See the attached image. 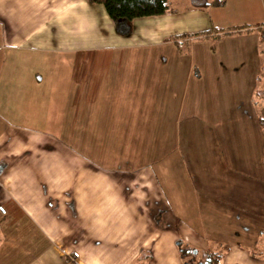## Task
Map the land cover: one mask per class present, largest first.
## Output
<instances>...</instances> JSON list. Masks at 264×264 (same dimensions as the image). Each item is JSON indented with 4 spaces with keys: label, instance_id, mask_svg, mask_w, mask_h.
Returning <instances> with one entry per match:
<instances>
[{
    "label": "crops",
    "instance_id": "1",
    "mask_svg": "<svg viewBox=\"0 0 264 264\" xmlns=\"http://www.w3.org/2000/svg\"><path fill=\"white\" fill-rule=\"evenodd\" d=\"M219 1L191 0L177 13L168 0L167 13L134 19L130 34L120 36L103 6L86 0H0V78L23 63L22 52L64 58L60 148H52L57 160L38 145L31 155L32 176L39 181L30 186L33 207L25 206L33 215L50 222L52 211L64 218L69 209L82 223L97 217L100 226L106 217L118 226L129 217L134 226L140 202L144 211L139 214L148 219L159 213L179 218L180 225L187 222L181 218L192 220L188 232L196 233L210 258L218 256L213 264H264V130L259 124L264 116L248 99L229 115L221 91L232 84V76L242 84L264 83V0L256 13L249 0H224L212 15ZM234 1L237 10H232ZM229 23L250 27L242 36L226 37L223 28ZM190 33L201 38H179ZM9 89L0 84V94ZM36 99L31 96L30 121H37ZM8 100L0 99V122L13 117ZM177 120L182 145L174 141ZM19 129L28 128L9 122L0 137L13 141ZM29 130L32 143L35 137H51L32 126ZM156 146L159 156L152 155ZM7 175L0 174L3 180ZM85 226L98 241L69 244L65 233L61 242L49 240L65 257L41 251L29 257V264L141 262V244L124 235L103 241L99 230ZM76 231L81 229L75 226ZM155 262L183 263L176 256Z\"/></svg>",
    "mask_w": 264,
    "mask_h": 264
},
{
    "label": "rangeland",
    "instance_id": "2",
    "mask_svg": "<svg viewBox=\"0 0 264 264\" xmlns=\"http://www.w3.org/2000/svg\"><path fill=\"white\" fill-rule=\"evenodd\" d=\"M249 1L250 6H252V11L256 13L258 9L256 7L260 0ZM191 4V0H171V9H173L174 12L181 13L184 11L185 7H189ZM221 6L218 5L213 7L214 9L210 12L213 13L214 10L217 12V8ZM232 7V10L238 9L237 1L233 2ZM229 25L230 26L223 28L222 34L226 35V37L242 36L243 33L248 32V27H250L247 24L237 25L229 23ZM187 35H190V39L187 37L186 41H198L197 39L201 38V36L195 37L192 33L185 34V36ZM235 42L236 41L233 43ZM181 48L185 49L186 46H182ZM182 51H187V48ZM20 54L23 63L21 65L19 64L20 66L18 65L17 69L8 70L0 78V84H4L10 88L6 91V94H0V99L2 102H5V99L9 97L8 101H11L10 106L13 108V113L10 112L13 117H3L6 121L4 119L1 120L0 130L9 122L16 124L21 123L23 127L28 128L27 130L19 129L20 134L13 138V141L12 138L8 136L0 137V174L2 175V172L8 173L6 176L7 180H3L0 176V187L3 189V192H0L2 199L0 202V211L4 212V214H0V264H5L9 259L11 262L10 264H29V257H32L41 251H45L44 253L47 252L49 255L59 254L63 257L64 251L62 248L54 247L49 240L51 238V240L54 239L55 241L59 240L61 242L65 233H67L65 236L66 239H68L69 244L71 243V240L98 241L94 238L93 232L90 233V230H85L81 227L83 225H86L85 227L89 226L94 232L99 230L103 241H119L121 236L124 235V239H127V241H134L138 245L141 244V254L139 256L141 259L137 260L141 262L138 264H157L155 259L158 257L163 258L164 256H169V258H174L176 256V258L182 260V264H203V260L209 258L212 263L208 264H213V259L204 251V244L196 236V233L188 232L190 231L189 224H193L192 220H189V218H181L188 223L183 222L180 225L179 218H175V220H172L171 217L162 218V215L159 213L151 215L148 219L145 217V214H139L144 211L142 210L140 202L136 203L137 207V204H140L136 209V215L140 217H134L136 220L134 226L139 225L141 228L139 226H137V228L135 227L133 233H129L130 229L134 227L130 224L129 217H124V219L121 220V223L118 226L116 225V227L114 226L112 218L106 222L108 219L106 217H103V223L100 226L98 225L97 220H94L97 219V217H87L84 219L85 223H82L83 221L79 218H73V216H71L72 210L69 209H67V216L64 218L54 217V212L52 211L53 218L50 222L49 218L35 216L30 212L31 210L25 206V204L31 206V201H33V197H30V186L39 181L38 177L34 178L32 176L33 168L30 166V163L32 162L31 155L34 146L38 145L39 150H49V155H52L54 162L57 160V153H52V148H60V143L57 141L58 138L56 135L58 134L61 121L60 109L66 92L67 81L66 76H64L65 73L62 71L64 66L62 60L64 58H54L52 56L34 54L31 56L30 53L26 52ZM26 56H28V58H26ZM45 57L49 58L44 59ZM25 60L28 62H25ZM38 79H40V82H37ZM231 82L232 84H226L221 88V91L225 92V103L229 115H236V113H238V105L243 104V101L248 99L252 108L255 107L254 111L257 113H263L264 116L262 110L264 109V83L242 84V80L239 81V78L233 82V76L231 77ZM21 86L22 90H20ZM204 88H206V86H204ZM31 96H36L38 98L36 99L33 109V115L37 121H30V113L32 109ZM178 123L179 121L177 120L175 122V128L178 127L179 129H176L174 141L176 144L182 145L184 143V138L181 137L183 127H181V125L179 127ZM259 124L264 130V121ZM31 126L35 127L38 132L43 134L45 132L51 137H35L34 141H37L32 143L31 135H29L31 133L29 130ZM236 141L237 138H234L231 144L232 147H234ZM152 155H160V146L154 148ZM184 168L185 173L187 174L188 172L185 165ZM102 171L108 173L104 175L111 177V174L109 175V170L102 169ZM115 174V172L112 173V175ZM123 189L125 190V188ZM55 192L58 195L61 194L60 190ZM3 193L6 195V198L3 196ZM59 196L61 198V195ZM25 199L27 200L26 203H24ZM55 204L56 202L52 200V208H54ZM163 222L166 223L165 227L162 226ZM14 223V227L11 226ZM46 224L49 225L48 228ZM159 225H161V227H159ZM75 226L81 229V231L73 233ZM102 229L106 232L101 231ZM116 229L117 233L114 232ZM56 230L58 233H54ZM65 230L66 232H64ZM60 231H63L64 233H60ZM23 243H27V245L23 246ZM149 243H152V247L150 245L148 247L151 249L144 248ZM74 244L75 243H72V245ZM153 245L158 248L153 247ZM10 247H14V249ZM30 247L34 249H31ZM191 247L195 248L191 249ZM195 251L196 253L194 254ZM1 258L3 259L1 260Z\"/></svg>",
    "mask_w": 264,
    "mask_h": 264
},
{
    "label": "trees",
    "instance_id": "3",
    "mask_svg": "<svg viewBox=\"0 0 264 264\" xmlns=\"http://www.w3.org/2000/svg\"><path fill=\"white\" fill-rule=\"evenodd\" d=\"M90 4H98L103 6L107 16L113 23L115 32L120 36H128L131 32L130 24L134 19L144 17L162 16L168 12V0H86ZM224 0H220L217 4L221 5ZM215 4V2H214ZM199 36V35H194ZM205 35L204 37H206ZM189 36H180V39ZM218 258L217 255L214 256ZM211 259H209V263Z\"/></svg>",
    "mask_w": 264,
    "mask_h": 264
}]
</instances>
